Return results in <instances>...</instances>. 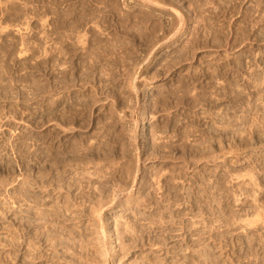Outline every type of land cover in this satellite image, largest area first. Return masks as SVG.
<instances>
[{
  "label": "rangeland",
  "instance_id": "1",
  "mask_svg": "<svg viewBox=\"0 0 264 264\" xmlns=\"http://www.w3.org/2000/svg\"><path fill=\"white\" fill-rule=\"evenodd\" d=\"M0 264H264V0H0Z\"/></svg>",
  "mask_w": 264,
  "mask_h": 264
},
{
  "label": "bare ground",
  "instance_id": "2",
  "mask_svg": "<svg viewBox=\"0 0 264 264\" xmlns=\"http://www.w3.org/2000/svg\"><path fill=\"white\" fill-rule=\"evenodd\" d=\"M86 2V1H85ZM108 9V8H107ZM76 11V10H75ZM112 11V10H111ZM87 12V11H86ZM106 12V11H105ZM72 13H74V12H72ZM96 13V12H95ZM102 13V12H101ZM106 14V13H105ZM84 16V15H83ZM96 17V16H95ZM66 18V17H65ZM83 18V17H82ZM130 18V17H129ZM63 19V18H62ZM88 20V19H87ZM62 22H64V20H62L61 21V23ZM70 22V21H69ZM68 22V23H69ZM79 22V21H78ZM86 22V21H85ZM67 24V23H66ZM71 24V23H70ZM74 25H75V23H74ZM80 25V24H79ZM64 26V25H63ZM68 26V25H67ZM74 29V28H73ZM70 30H72V29H70ZM94 35V34H93ZM56 36V35H55ZM65 38V37H64ZM97 41V40H96ZM83 44V43H82ZM63 46V45H62ZM82 46V45H81ZM64 47V46H63ZM71 47V46H70ZM85 48V47H84ZM104 48V47H103ZM64 51V50H63ZM69 51V50H68ZM75 51V50H74ZM95 51V50H94ZM65 52H67V51H65ZM64 52V53H65ZM112 53V52H111ZM58 56V55H57ZM90 56V55H89ZM64 57V56H63ZM74 57V56H73ZM60 58V57H59ZM87 58V57H86ZM92 59V58H91ZM96 60V59H95ZM87 61V60H86ZM97 61V60H96ZM58 62V61H57ZM58 64V63H57ZM89 68V67H88ZM89 71V70H88ZM108 76V75H107ZM62 80V79H61ZM63 84V83H62ZM54 89V88H53ZM82 103V102H81ZM86 109V108H85ZM80 110H81V108H80ZM185 138V137H184ZM130 141V140H129ZM112 143V142H111ZM89 149V148H88ZM94 149V148H93ZM78 150V149H77ZM99 152V151H98ZM128 152H129V150H128ZM71 153V152H70ZM127 153V152H126ZM53 157V156H52ZM60 157V156H59ZM129 157V156H128ZM57 160V159H56ZM60 161V160H59ZM64 161V160H63ZM130 173V172H129ZM131 173H132V170H131ZM130 173V174H131ZM134 173V172H133ZM127 176V175H126ZM129 176V175H128ZM60 182V181H59ZM100 191V190H99ZM103 201V200H102ZM216 202V201H215Z\"/></svg>",
  "mask_w": 264,
  "mask_h": 264
}]
</instances>
